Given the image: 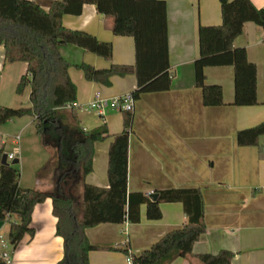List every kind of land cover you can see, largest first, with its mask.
<instances>
[{
    "label": "crops",
    "instance_id": "1",
    "mask_svg": "<svg viewBox=\"0 0 264 264\" xmlns=\"http://www.w3.org/2000/svg\"><path fill=\"white\" fill-rule=\"evenodd\" d=\"M36 1L49 9L50 0ZM166 1L172 86L167 90L144 92L136 98L129 140V191L150 195L171 187L201 188L206 231L194 243L192 254L178 256L169 264H200L196 254L216 253L222 248L235 252L232 264H264V150L256 144L237 142L238 130L264 121V30L255 22L247 21L243 32L234 40L235 46L246 47L249 59L257 64L258 103H234L235 70L233 65L226 64L208 65L204 69L206 82L221 84L224 95V103L206 105L202 88L196 84L194 61L200 54V26L222 23L221 2ZM252 1L264 7V0ZM63 22L70 28L87 30L113 43L110 59L76 44L61 47L71 63L69 72L77 85L74 111L81 125L92 129L105 124L110 133L95 142L94 168L86 174L85 180L108 187L109 146L112 135L124 128V112L108 106L99 113L88 105L97 93L110 98L133 91L137 77L134 73L114 75L112 84L105 85L86 78L77 64L83 61L96 67H107L111 63L134 64L135 39L131 35L115 34L113 16L99 12L93 3H85L80 14H64ZM5 51L4 44H0V90L8 63H15L6 61ZM21 62L23 75L27 62ZM5 102L0 95V103ZM18 134L22 138L21 132ZM21 138L19 143L15 139L12 149L2 138L0 140L4 152L15 151L17 158L20 156L19 162L23 154ZM40 168L35 169L36 173ZM35 177L34 183L24 182L21 172L20 185L44 189L52 186L51 177L41 179L37 174ZM161 208L163 215L159 219L147 217L144 203L138 222H103L87 227L86 234L92 243L111 247L91 250L90 263L128 264L124 249L139 253L187 220L180 201L162 202ZM11 220H17V216L12 214L0 219V234L6 238ZM56 223L52 198L37 203L32 213L35 232L26 233L16 247L11 245L9 264H54L62 258L64 238L57 234Z\"/></svg>",
    "mask_w": 264,
    "mask_h": 264
},
{
    "label": "trees",
    "instance_id": "2",
    "mask_svg": "<svg viewBox=\"0 0 264 264\" xmlns=\"http://www.w3.org/2000/svg\"><path fill=\"white\" fill-rule=\"evenodd\" d=\"M222 23L202 24L199 28L200 54L194 61L196 84L202 88L206 105L224 103L223 87L207 83L205 67L231 64L235 70V98L238 105L258 103L257 64L248 57L244 46H235V38L244 24L253 21L264 30V7L252 0H220ZM85 3H93L101 13L114 18L113 31L135 39L134 64L111 63L96 67L88 62L77 65L86 78L105 85L114 75L134 73L135 98L144 92L167 90L172 86L168 38V5L166 0H50L49 9L36 0H0V44L5 46L6 61H26L27 71L21 76L16 91L30 85V106L0 104V125L23 115L36 119L43 143L53 148L41 175L51 173L52 186L22 187L19 163H1L0 147V219L15 214L10 221L8 239L16 247L26 233L34 234L32 213L37 203L53 200L57 217L56 232L64 238V255L54 264H91L89 253L107 249L92 243L86 228L103 222L120 223L141 219V205L146 215L159 219L162 202L180 201L187 220L167 231L150 247L132 252L136 264H169L178 256L193 253L194 243L206 231L204 196L199 187H171L158 191L154 200L143 191H129V140L133 111L125 110L124 128L112 135L109 146V186L88 183L86 174L94 168L95 142L110 136L105 124L86 129L81 125L74 106L77 85L72 79L70 61L63 55L64 44H76L107 59L113 54L112 41L95 34L66 26V13L80 14ZM68 109V110H67ZM240 145H259L264 150V121L237 132ZM51 171V172H50ZM126 253L129 249H124ZM234 251L222 248L216 253L196 254L200 264H232ZM0 264H9L0 255Z\"/></svg>",
    "mask_w": 264,
    "mask_h": 264
},
{
    "label": "rangeland",
    "instance_id": "3",
    "mask_svg": "<svg viewBox=\"0 0 264 264\" xmlns=\"http://www.w3.org/2000/svg\"><path fill=\"white\" fill-rule=\"evenodd\" d=\"M7 62L15 63H8L9 67H7L4 71L5 78L2 81L4 86L2 85L3 88L0 90V95L1 99L6 102L0 104L13 107L30 106V85H27L22 93H18L16 91L17 84L22 75L20 71L23 63L21 60ZM18 75H20L19 78H16ZM14 76L15 80L11 81ZM83 109L85 108L83 107ZM85 110H88V107ZM92 110L95 111V109ZM78 111L79 113L81 112L80 110ZM36 123L37 122L34 116L23 115L15 117L14 121L8 120L0 125V140L2 138L5 142H7L10 149H12L15 139H17V134L21 132V148L23 150V154L21 155V162H19V166L24 175V182L29 183H34L33 181L36 178V174L41 179L51 177V173L43 176L40 174L42 168L47 165L51 159L53 148L46 146L43 143L42 135L37 131ZM39 166L41 168L36 173L35 169Z\"/></svg>",
    "mask_w": 264,
    "mask_h": 264
},
{
    "label": "built area",
    "instance_id": "4",
    "mask_svg": "<svg viewBox=\"0 0 264 264\" xmlns=\"http://www.w3.org/2000/svg\"><path fill=\"white\" fill-rule=\"evenodd\" d=\"M135 101L136 98L133 94L132 91L116 95L113 97H104L100 93H97L95 98H93L90 102L88 107L90 109H95L99 113H103L104 109L108 106H112L116 109L125 111V110H130L133 111L135 107ZM75 103H68L67 107H72L74 106ZM16 141L17 143L20 142V134L16 136ZM20 149L19 145L17 147V151ZM17 158V153L10 152L8 153V159H15ZM9 217V215H8ZM0 255L8 262L10 263L11 258H12V253H11V244L9 242V239L6 238L4 235L0 234ZM127 263L128 264H136L133 259L132 251L129 249V252L127 253Z\"/></svg>",
    "mask_w": 264,
    "mask_h": 264
},
{
    "label": "water",
    "instance_id": "5",
    "mask_svg": "<svg viewBox=\"0 0 264 264\" xmlns=\"http://www.w3.org/2000/svg\"><path fill=\"white\" fill-rule=\"evenodd\" d=\"M1 163H4V164H8V163H15V164H17V163H19V158H15V159H8V153L7 152H4L3 153V155H2V157H1ZM150 196L154 199V200H156V199H158V197H159V193L158 192H156V191H154V192H151L150 193Z\"/></svg>",
    "mask_w": 264,
    "mask_h": 264
}]
</instances>
